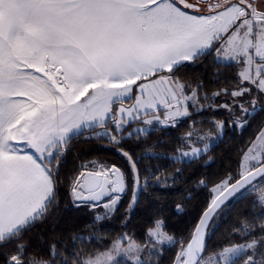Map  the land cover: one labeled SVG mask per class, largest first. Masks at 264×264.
<instances>
[{
  "label": "snow or ice",
  "instance_id": "6c2138e0",
  "mask_svg": "<svg viewBox=\"0 0 264 264\" xmlns=\"http://www.w3.org/2000/svg\"><path fill=\"white\" fill-rule=\"evenodd\" d=\"M211 52L218 61L240 66L237 87L221 90L233 97V103L219 107L232 111L237 98L254 93L264 99V4L256 0H0V245L15 240L44 216L56 199L61 158L82 132L106 139L129 168L84 166L70 183L69 194L77 206L114 213L129 181L134 204L141 176L134 156L121 147L125 133L131 138L134 132L145 131L130 132L134 122L176 127L190 116V108L202 109L198 91H186L188 86L176 72L183 63ZM126 101L130 106H125ZM249 102L255 106L257 100L253 97ZM239 107L249 114L243 103ZM214 126L222 134L225 122L215 121ZM194 138L207 140L208 135L189 131L182 138L189 150L177 149L180 157L200 153ZM241 168L235 179L211 189L213 197L186 241H175L163 230L162 221L153 222L148 236L155 245H180L173 264H236L248 250L252 254L244 264H264V253L256 252L264 241L255 239L203 256L206 231L226 201L264 187V130L243 153ZM148 179L144 178V187ZM257 203L264 208V191ZM123 239L75 264H118L121 253L139 257L142 246L128 238L127 247H122ZM22 252L18 245L5 264H48L37 258L25 261ZM136 264L145 262L137 259Z\"/></svg>",
  "mask_w": 264,
  "mask_h": 264
},
{
  "label": "trees",
  "instance_id": "16d2710c",
  "mask_svg": "<svg viewBox=\"0 0 264 264\" xmlns=\"http://www.w3.org/2000/svg\"><path fill=\"white\" fill-rule=\"evenodd\" d=\"M239 71L240 66L235 63L218 62L214 52L180 66L176 76L198 91L202 109L193 111L176 127H152L143 134L134 132L139 123H133L129 128L133 136L129 138L125 133L121 147L132 154L138 164L141 187L137 202L131 206L133 188L129 181L120 206L99 222L89 217L88 207L71 203L72 178L81 164L87 162L116 165L126 171L129 165L106 139L96 137L91 131L76 135L61 158L56 199L44 216L18 238L0 245V264H5L8 254L16 251L18 245L23 246L21 254L25 261L37 258L48 264L63 261L75 264L76 260L107 251L122 237L131 238L146 249L152 246L148 230L157 220L162 221L163 230L175 241H186L212 198L211 189L240 174L243 153L264 129V99L258 93L253 94L257 100L254 110L249 102L253 97L247 96L237 98L232 111L219 107L233 103V97L221 90L232 91L237 87ZM217 92L221 94L214 97L213 93ZM205 96L207 100L203 99ZM240 103L248 109V115L241 111ZM214 121L225 122L220 139L196 158L174 159L177 149L184 147L182 138L189 131L213 132ZM145 177L149 178L146 187ZM261 190L264 187L258 186L252 193L245 190L222 207L206 231L204 257L225 246L246 244L254 239L264 241V208L257 203ZM179 247V243L160 246V251L152 254L147 264H173ZM248 255L251 252L238 257L236 264H244Z\"/></svg>",
  "mask_w": 264,
  "mask_h": 264
},
{
  "label": "rangeland",
  "instance_id": "374dc122",
  "mask_svg": "<svg viewBox=\"0 0 264 264\" xmlns=\"http://www.w3.org/2000/svg\"><path fill=\"white\" fill-rule=\"evenodd\" d=\"M256 3L257 4H264V0H256ZM251 108L253 109L254 106H252ZM250 112H252V110ZM239 127H241V124L239 125ZM151 128L152 127H150L149 125H147V126L143 125V123H139L138 126L135 127V129H144L145 131H141L142 134L145 133V132H148ZM198 132H200L201 135H206V134L208 135V139L207 140H199V139H195L194 138L195 146H197V147H199L201 149L200 153L197 154L196 156H189V157L183 158V157H180V153L178 152L177 156H175L174 159H176V160H190V159H193V158H196V157L200 156L202 153H204L205 151H207L212 144H214L218 139H220L221 136H222V134H223V131H222V134L217 131V129L215 128L214 124H213V132H207V131H198ZM205 143L208 144V147L206 149L204 148ZM182 149L184 151H188L189 150V147L187 145H184V147ZM241 163H242V161H241ZM94 165L95 166H99V165H103V164H98V163H94V162H87V163L81 164V166L79 167V169L76 172V174L79 171L83 170L84 169V166H88V168L91 169ZM106 166H108V165H106ZM241 171H242V168L240 167V172ZM262 191H264V190L259 191V193L262 192ZM69 193H70V189H69ZM211 195L213 197L212 191H211ZM69 196H70V194H69ZM70 199H71V203L73 205L77 206V204L74 203L73 198L71 196H70ZM121 202H122V200L120 199L117 208L120 206ZM131 204H132V202H131ZM87 209L89 211V217L91 219H93V221H95V222H99L101 220H104V219L110 217L112 214H114V213L106 214V212L103 209V207H96L95 209H90V208H87ZM97 215L101 216L102 219L99 220V221H97L96 220V216ZM122 238H124L123 241H122V247H127L128 239L126 237H122ZM119 240H121V239H119ZM149 241H150V243H152V246H150L149 248L143 249V251L139 254V257H136L135 254H129V255L126 256L123 253H121L120 255H118L116 257L118 263L121 264V262H128V263H131V264H136V260L139 259L141 261H144L145 264H147L148 261H150V259H149L150 256L152 254L158 253L160 251L159 247L161 246V245H155V241L150 240V238H149ZM168 245H170V244H164L162 246H168ZM248 251L251 252V254H252V250H248ZM256 252L258 254L259 253H264V246H258L257 249H256ZM211 255H208L205 258H207V257H209Z\"/></svg>",
  "mask_w": 264,
  "mask_h": 264
},
{
  "label": "crops",
  "instance_id": "0c3cea01",
  "mask_svg": "<svg viewBox=\"0 0 264 264\" xmlns=\"http://www.w3.org/2000/svg\"><path fill=\"white\" fill-rule=\"evenodd\" d=\"M216 60H217V58H216ZM217 61H218V60H217ZM218 62H220V63H226V64L230 63V62H225V61H223V60H219ZM186 63H190V62H185V63H183V64H186ZM191 90H193V89H191L190 87H187V88H186V91H188V92H191ZM125 106H126V107L130 106V103H129L128 101H126ZM197 110H199V107H193V108H190V109H189L190 114H191L193 111H197ZM184 119H185V118L181 119L180 121H182V120H184ZM180 121H179V122H180ZM134 123H135V122H134ZM136 123H137V122H136ZM138 123H142V122H138ZM143 125H144V124H143ZM145 126H147V125H145ZM150 127L168 128V126H164V125H160V124H153V125H151Z\"/></svg>",
  "mask_w": 264,
  "mask_h": 264
},
{
  "label": "water",
  "instance_id": "95a60500",
  "mask_svg": "<svg viewBox=\"0 0 264 264\" xmlns=\"http://www.w3.org/2000/svg\"><path fill=\"white\" fill-rule=\"evenodd\" d=\"M193 2H195V0H193ZM139 191H140V189H139V190L137 191V193H136V200H135V203H134V204L132 203L131 206H134V205L136 204L137 199H138V195H139ZM242 192H244V191H242ZM123 194H124V193H122L121 196H122ZM240 194H241V193H240ZM237 195H239V194H237ZM235 197H236V196H235ZM235 197H231L228 201H226V203L224 204V206H225L228 202H230L233 198H235ZM73 201H74V200H73ZM74 203L77 204L78 202H75V201H74ZM224 206H223V207H224ZM210 223H211V222H210ZM205 235H206V234H205Z\"/></svg>",
  "mask_w": 264,
  "mask_h": 264
}]
</instances>
